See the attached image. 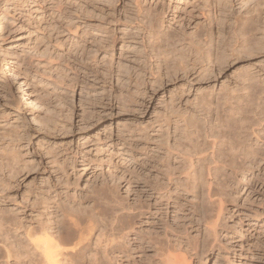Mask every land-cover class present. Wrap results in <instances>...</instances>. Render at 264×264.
<instances>
[{
    "label": "rangeland",
    "instance_id": "rangeland-1",
    "mask_svg": "<svg viewBox=\"0 0 264 264\" xmlns=\"http://www.w3.org/2000/svg\"><path fill=\"white\" fill-rule=\"evenodd\" d=\"M43 1L49 2V0H0V25H1L0 26V60H1L0 68L2 69V70L0 69V78H1L0 79L1 80L0 81V85H1V88H0V136H1V131L5 132L4 129H6L8 133H10V131L8 130H11V133L15 131L18 132V133L15 132V135H13L15 138H13L11 134H8L7 132L4 133L6 134V136L8 135V137L10 136L13 139H10V137L7 138L6 136L4 137L3 136L4 134L2 133L3 135L0 137V140H2V138L4 137L7 141L3 138L2 143L0 141V148H2L3 145L4 146L9 145V143L10 145H12V147H15V146L18 147V148L16 147L15 148L18 152L17 154L19 155V158L21 159V162L19 161L20 162L19 170L23 171V173L21 172L22 174L21 173L18 174L19 176L16 175L18 177L16 178L14 177L15 179L14 178L8 179L10 182L7 180L9 184L7 185L6 183L5 187L7 186L8 190L4 187V185L2 188H0V190H4L3 194L0 193L2 194L0 195V210L6 209L4 211L6 213L16 212V213H19V215H21L23 212L22 216H24L26 219L28 218L27 220H29L30 219L29 216L34 217L33 214H31L33 206H34V205L32 206V204H34L33 203L34 200L38 201L39 203V199L42 200V198H45L42 200V202H44L47 199L53 202V199L56 197V199H54L55 201L54 203H59L60 206L59 205L58 206L60 207V209L64 207V209L62 210H65L66 208L70 207L71 205L69 204L70 202H72V204L76 203L73 205L75 207H78L80 210H82V208L84 209L85 205H91L89 206V208L90 210L92 209V211L96 207V204H97V208H95L96 211L95 210L94 211L95 213L98 212V214L95 215L94 211L93 212L88 211L89 209L88 206H86L88 209L86 210L84 209L83 211L84 212L87 211L88 213L85 212V214L89 216H90L89 214L90 212L93 213L92 215L93 216L95 215L94 216L95 218L98 217L97 220L100 219V221L102 222V220L106 216L105 217L101 216V214L103 215V213L105 212L104 210H106V207L109 205V203H111L113 199L115 201L113 200L114 203L112 202V205L114 204L118 206L120 204L121 208H126V206L128 207L127 202L129 203L130 200H132L130 201V203L133 204V198H130V197L131 195L135 194L134 191H136L137 188L142 189L141 187L143 186V183L141 182L144 181L142 179V177L144 176V172L145 174L147 172L148 175L147 174L146 175L151 177L152 181H149V180L148 181H149V184L152 185L151 183H153L154 177L157 176V168L160 167L161 159L164 156L166 157V151H164V149L162 150L163 146L161 144V142L164 143L165 141L164 138L166 139L169 135L171 138L168 137L167 138L168 140L166 141L167 144L166 143L164 144L168 146V144L170 143L169 146L175 147L176 150H178L177 144H179V141L181 144H183L184 142L187 143V141L183 140L184 139L183 135L185 133V129L183 128L184 118L193 116L197 118V120L199 119L198 121H200L201 123L200 126L204 128L203 129L201 127L203 130H200V131L202 132L201 134L204 136V134L207 131L210 132L211 130L216 129V127H212V126H214L215 124L216 126H219L217 125L218 122H216L217 121L216 113L220 116L221 114L224 115V113H222L221 110L225 108V106L223 105L225 104V102H227L226 99L234 98L232 99L233 100L232 102L235 106H237L238 104H235L236 101L234 102V100H237L238 98L247 97L245 96V94L247 95L248 92L247 90H244L246 86L243 84V81H242L245 75L247 74H254V75L257 74L258 75L259 74L261 79L262 80L264 79V53L263 55H258V56L251 55V57L249 54L248 55L245 54L246 56L241 55L239 56L238 59L233 58L234 60H226V62L228 61L227 65L226 63H224L225 65L223 64L225 67L224 66H220V67L214 66L213 67L209 64H205L202 62H199V63L196 62V64L193 65L192 64V61H194L193 58L188 57L187 55L184 54L183 58L185 59L186 62L188 61V63H190L189 64L190 67L186 73H184L181 70L182 66L179 65L178 58H174V60H172L170 63H168L167 65H162V68L160 67L159 69L157 66L159 64L158 59L153 55L154 54L153 44L150 41L151 40V37L149 36L150 33H147L149 32V30L143 28V25L146 23V19L143 20L141 17H137L138 9L134 5L135 4L134 0H92L93 2L91 0H88L90 1L88 4L89 10L91 9L90 12L93 9L94 10L91 13L86 14L87 16L85 15L83 17L84 20H80V21L78 20V16L75 14L74 10H69L70 12L69 14L71 13L73 14L69 16H71V19H73L74 22L81 25L83 29H85V27L86 29L89 28L86 31L84 30L85 33L87 34L89 33L88 34V36L90 35L89 37H95L96 40L98 41L99 39L101 40L103 39L105 46H109L105 48H100V50L97 53H95L96 52L95 51L92 54V56L88 58V60L90 59L89 61L87 59L82 61L83 59L79 58L80 56H77L78 53H75L77 52V49L76 50L75 48L73 49V47H75L72 44L73 41H69L70 39H68V36H66L67 34L63 35L62 30H58L59 27H61V24L58 23L59 21L56 15H54V18H53L52 16L53 11L51 9L52 8L51 4L50 3L47 4L48 7H46L47 5L44 4ZM56 1L57 2L61 1V3L64 4V6H68L67 3L69 4L71 2L73 3V4L71 3L72 7H75L78 4L76 0H70V2L68 0H56ZM206 1L207 0L205 1L204 0H144V1L142 0L141 7H143L144 10H150V7H151L152 12H154L153 10L154 8L161 10L162 7L167 6V9H169L170 7L166 16L160 15L159 17V19L162 22L160 23V26L161 25L163 26V27L162 26L160 27V31L164 33L169 32L171 34L175 33L176 35H182L180 37L184 38V40H187L185 41V45H187L188 44L187 42H190V40H192V37L196 32L201 31L203 29L205 30L209 29L208 22H206L204 18L200 17L203 11L205 12L207 11V9L202 8L203 7L202 5L209 3L208 2L209 0L207 2ZM210 1H211L210 4L212 6L211 15L213 16L214 14H216V10L214 9V7L216 5L215 2L217 0H210ZM40 3L41 5H38ZM90 3H92V6ZM234 3L238 4V1L235 0ZM36 7H37V11L35 10ZM42 7L44 8V10ZM69 7H71L70 4H69ZM186 12H193L196 14L197 17H199V19L195 23H193L191 27L179 26L176 24L175 20H172L174 14H176L177 16V15H182L183 13H186ZM92 14H93V17L91 16ZM88 16L89 18L90 17L92 18L89 19L87 18ZM53 19H56L55 20L56 22ZM2 23L6 26H3ZM54 24L58 25L57 28H55ZM212 30L213 31L210 30L211 31L210 34L212 33L214 35L213 40L217 39L213 43L214 44L213 49L211 48L212 52L213 51L215 52L214 50L215 44L218 41V38H216L217 30H215L214 28ZM58 31L60 32V34ZM54 34H57L60 36H57L58 38H55L56 36ZM53 36H55L54 37L55 39L53 38ZM59 37L61 40L59 39ZM58 40H60L61 42L64 41L65 43L63 42L59 44L60 46L59 45L56 46L58 42L60 43V41ZM110 44H112L113 46ZM8 54L9 55L13 54V55L9 56ZM16 55L17 56L20 55L21 57L20 59L22 60L18 59V57H15ZM93 55H96V56L93 57ZM49 56H50V59H49ZM48 59L50 60V62ZM28 61H30V63L32 62V65L34 62L36 64L34 63L35 64L34 67L31 68V65L28 63ZM51 61L53 64L51 63ZM45 63H47V65H45ZM71 63H73L72 66L70 65L69 67H67V64H71ZM28 64L30 65L29 67L30 69L28 68L29 66ZM119 64L121 65V67ZM14 66L16 68L18 66V68L16 69ZM54 66H55V70H54ZM57 67L59 68V70ZM64 67H66L65 68L66 70L64 69ZM110 67L116 71L115 76L111 74L109 75V73H111L112 71ZM71 68H74V69H72L71 71ZM206 68L207 69L209 68V71L211 73L205 71ZM38 70L40 73H37ZM46 70L48 71L45 74L44 72ZM117 72L119 73V75ZM10 73L12 74L11 76L13 78L9 76ZM63 76L65 77L67 76L66 79ZM112 76L113 78H111ZM53 77H55V79L56 77L57 78L59 77V81L58 79H57L58 82L56 80L52 81L54 80ZM60 77L63 78V80ZM72 78H74V80ZM60 79H61V83H60ZM3 81L7 83V85ZM20 82H22L23 85L26 84L27 90L25 91V93L33 94L32 96L38 93L37 95L39 97H37V95L35 96L37 98H40L42 96L39 100L40 102L43 103L42 107H44L45 109L44 108L43 109L40 108V110L32 109V106L30 105L31 101L28 100V97H24L23 95H21L22 93L19 91L20 89L18 87H20V84H21ZM71 83H72V86H70ZM7 86L9 87L6 88ZM50 92L51 93L54 92V93L51 94ZM9 93L11 95H9ZM48 94H51V95L48 96ZM54 94H57V95H54ZM15 95L17 98L15 97ZM19 95L21 96V98ZM11 96H14V97H11ZM43 96H45L46 98L45 97L43 98ZM262 97L264 98V94ZM47 98H49L50 100ZM240 100L237 101V103H239V106L240 104H243L242 101L240 102ZM259 101L260 100H258L257 102ZM18 102H21V103H18ZM205 102L206 103L208 102L209 104H211L212 112L209 113V115L211 114L210 115L211 117L208 116L207 115L208 113H206L202 108L205 106ZM17 103H18V106H17ZM48 103H50L51 105ZM52 103L55 105L53 106ZM260 103H261L260 106H262V102ZM226 105H230V103H226ZM257 105H258L257 106L258 110H255L256 109V106H255L254 112L252 113L258 114L259 112L261 114L256 115L257 118L252 117L253 115L255 116V114L251 113L249 115L250 119L252 118V120L254 119V121L250 123L251 120H248L247 122L248 124L247 129L249 130L251 129V131L248 130L247 131L248 135L247 133L245 135L247 139H249L248 136L250 135V133H251V136H250L249 141L247 140L248 142L247 141L246 142L249 146L252 145L253 148H258V146L260 145V147L261 148L263 147L262 149H264V139H263L264 137L263 135L264 115L262 114L263 113L262 109L260 110L259 108V103ZM218 106L220 107V109H218ZM216 109H218L219 111ZM49 110L50 111L52 110L51 112L55 111L56 114H54V112L51 113ZM46 111H49L50 113L47 112L46 114ZM44 114L48 116L49 118L48 122H47L48 118ZM42 115H43V121L40 120ZM55 116L59 118L56 119ZM82 116H83V120H82ZM261 116H262V119H261ZM169 117H170L169 123L171 121L173 124H170L168 127V125L164 123V119H168ZM54 119L55 121L56 120L58 121L55 122ZM174 119H176L177 121ZM179 119L181 121H179ZM210 119L211 121H209ZM257 119L258 120L261 119L263 122L258 123L261 120L258 121ZM24 120L25 122H23ZM45 120L48 124L45 122ZM26 122L27 124H25ZM205 122L208 125H205ZM40 123H42L43 125H41ZM174 123H176L177 125H175ZM252 124H255V125L252 126ZM258 124H260L261 126H258ZM12 125L13 126L16 125L17 127L18 126L19 127L18 129L15 126H14L15 128L9 127ZM48 126H50V129ZM61 127L63 128L61 129ZM176 127H179V128H176ZM180 128L181 129L183 128L184 130H181ZM54 129L58 131L56 132L54 131ZM218 129L219 131L221 130L220 128ZM218 129H216L217 134L219 133V131H217ZM50 130L52 132H50ZM213 132L215 136L216 132L215 131ZM161 133H162L163 138L161 137ZM255 133H257V135L260 134V138L262 140H260L259 135L257 136ZM27 134L30 135L29 138ZM19 135L20 137L24 135L22 137L23 139L19 138ZM177 136L180 137L179 141L177 139ZM16 137L21 141V143L20 141H18ZM193 137H195V135ZM205 137L206 136H204V138ZM175 138L178 141V143L177 141H175ZM9 139L10 141H13V140L14 141L10 142ZM209 140H208V143H210V141H213V140H210V141ZM250 140L252 143H249ZM14 142H16V145ZM254 143H257V145ZM24 145L26 148L24 147ZM183 145L186 146L185 143ZM98 147L101 149H99ZM179 148L181 149L183 147H179ZM47 149H48V152L46 151ZM49 149L51 150L50 152H49ZM19 153L24 154L22 155L23 157H20ZM44 154L46 158L43 156ZM55 154L56 156L58 155V158L55 156L56 161L55 159H53ZM51 157H52L53 163H51L50 161ZM99 160H101L102 162L101 161L98 162ZM143 160L147 161V167L145 166L146 168L144 167V165H142ZM175 160L176 158L175 159L174 157L171 158V162L172 161L174 162V163L172 162L173 165L177 164V161ZM27 161L29 162L31 161V162L29 163ZM32 161H34V165L36 166V168H34L35 166L33 165ZM58 163H61V165L59 164L60 166H62V164L63 166H65L66 164L65 166L66 168L64 167L66 169V171L64 170L65 174L63 173L64 171H62L64 169L63 166L61 167L62 168L61 169L60 166L57 165ZM69 164L71 165L69 166ZM31 165L33 167L32 168L33 171L31 169ZM260 165L261 166H259L258 173L256 174H259V178L261 177L262 179L264 177V173H262L261 170H264L263 168L264 161H262ZM22 167L23 168L25 167V170H27L28 168V171H27L28 173L25 172V170ZM19 170L17 172H20ZM67 175L69 177H67ZM137 175L140 177H138ZM56 176H58L60 179L62 178L61 180L64 184H62L61 182V185H60L59 183L61 180L59 179L58 181V177ZM261 179H259V182L261 181ZM65 180H67V182ZM161 180H164V182L166 181L165 178ZM239 180L238 181L240 185L246 182L245 179H242L241 176ZM68 181L71 183H68ZM73 181L77 182L79 186L78 184H76L77 185L76 186L74 183H72ZM44 183L49 184V185H45ZM41 184L43 185V187ZM129 184L131 186H129ZM50 185L52 186V188L48 187ZM45 186L49 189H47ZM36 187H38L39 189ZM145 187L147 188L149 195L153 196L154 192L149 187V185H145ZM244 187L245 186L243 185L242 189H244ZM45 188L50 192L51 190L52 192H54L53 190H55L56 192H58L57 194H61V195H59L58 197V195H56V192H54L55 195L52 194L54 196L46 195L48 191ZM95 188L98 189L97 191H99V192L96 191L98 193L97 195H95L96 193ZM262 188L264 189V185H262L261 183H257L256 187L254 186V189H252L251 191L246 192V190H243L242 194L239 195V197L238 195L237 197L236 195L235 196L233 195L232 197L234 198V201L231 200L233 199L232 197L231 198L228 197L230 199L228 200L231 201L229 202L230 205L224 204L225 206L223 205V208L225 209L226 207L230 211L226 210L223 212L224 214L221 215L222 217H220V220L221 218H223L224 223H222V220H221L219 221V224L220 222L222 226H224L225 224L226 225L229 224L230 228L227 227L228 225L227 226L225 225L222 228L220 227L221 226L220 224L218 228V231H220L219 238L217 237L218 240L211 231L209 232L207 231L208 233L206 232L204 220H199L201 222V225H200L198 224L200 223L197 220L198 218L196 219L197 226L195 227L196 223H194L195 225L193 224L194 225L193 232L192 231L191 233L187 232L190 236L187 235L186 232L184 234L187 235V237H189L192 240L193 237L197 238L199 233H201L200 236L198 237L200 241L197 244L199 245L197 246L196 243L193 244V241L195 240L194 242H196L198 238L197 240L196 239L192 240V245L199 247L198 250L200 252L202 250L203 251L202 253H200L198 250H196V253L193 252L191 255L189 254V256H187L189 257L188 261L190 260L189 262H191V264H200L199 263L200 261L202 264H221L222 262H223L222 264H227L226 262H229V261H225V262L223 261L224 259H226V256H229L228 259H231L233 264H264V190ZM9 189H11V191ZM91 189H94V191ZM101 190L102 191L105 190V191L102 192ZM260 190L262 193L259 192ZM37 191L39 195L37 194ZM43 191L44 193H42ZM87 191H88V195L86 193ZM90 192L91 194L89 195ZM104 192H106L107 194L110 193L109 196L111 197L114 195V197H118V198L115 199L113 197L112 199L111 197L106 195V193L105 195H102L104 194ZM111 192L113 193V195H111L112 194ZM64 193L66 195H64ZM34 194H37V195L35 196ZM69 194H72V195H69ZM92 194L95 197L98 196V198L93 197ZM126 195H127V198H126ZM192 195L193 194L191 193H188V194L182 193L177 198H179L178 201L180 203L182 204L185 203L184 205L188 206L187 204H189L191 200H193V202L195 200L194 195L193 196ZM38 196L39 197L41 196L42 198H39ZM71 197L74 198L75 200L77 198V200L80 202H78L77 200L76 201L74 200L73 202V199ZM99 197L103 199L102 202L104 203V205L100 200H98ZM106 197L110 198L109 201H108V198L106 199ZM249 198H250V201H249ZM80 199L84 200V202L81 201ZM41 200L39 203L40 206L38 204L36 205L39 207V209L42 204ZM60 200L63 203L60 202ZM104 200H107V202H105ZM252 200L255 202V204L252 203ZM27 201L28 202L30 201V202L28 203ZM95 201L97 203H95ZM99 202H101L102 204ZM25 204H26V207H25ZM61 204L65 205L66 208L65 206L61 207ZM112 205L110 204V207L108 206L110 213H112L113 211V210L111 211V209L113 208L116 209L120 207V205L118 207H115L114 205L113 206ZM232 205L234 206V208ZM242 205H245L247 207L242 206ZM92 206H95V207L91 208ZM215 206L217 208L219 207L218 204ZM9 207L10 208L14 207V209L13 208L10 209ZM249 208H253L254 210L258 209L257 211L259 212L256 211V214L260 213L259 215L257 214L260 219L259 221H257V219L253 217V216H256L255 211ZM97 209L99 210L97 211ZM108 209L106 210L105 215L109 213ZM215 209L213 210L217 212L218 209L217 210ZM213 210H210V211H213ZM99 211H100V214H99ZM210 211L208 210L207 214H209ZM125 212L124 211L119 212V214L120 215L122 214L123 216L121 218L122 221H123V218H125L126 221L129 220L127 219L128 217L126 216V214H128L129 212L128 211H125ZM232 212L236 213L237 216ZM210 213L211 214L209 216H211L212 218L208 217V219L209 220L211 219L210 222H212L214 219H216L217 216L214 217V219H213V216H215V214L217 213H214V212H210ZM230 213L232 214V217ZM85 214L84 216H86ZM99 215L103 219L100 218ZM224 215L225 217H223ZM110 217H111V214L110 215L108 214L107 218L104 219L107 221L106 224L107 223L109 224ZM224 219H226V221ZM124 221L122 224L120 223L119 226H123V224L125 225L128 222H131V219L128 222L125 221L126 223H124ZM139 221H140V218L138 219L136 218L135 220H133V222H139ZM170 221L172 222V220L170 219L167 220L166 222L171 223ZM186 224H188V222ZM186 224H184L185 225L184 228L182 226V230L184 231L185 230L187 231V228H189ZM232 225L236 227H233ZM202 227H204V229ZM232 228L234 229L236 228V230H233ZM229 229L231 231H229ZM198 230H200L199 233H198ZM237 230L238 231L240 230L239 231L240 233L237 232ZM205 233L211 236L212 241H215L216 239L217 242L215 241V245H214V242H213V246L210 245L212 244V242L208 237L209 235L207 236L205 235ZM202 234L206 236L205 237L206 240L210 241V243H208L205 240ZM201 237L206 241V243H208L206 244L207 246L209 245L208 247L205 245V243L202 244L201 246V243L203 241ZM228 237L233 238L232 239L233 241L232 242L229 241ZM220 241H221L220 244L222 246L218 243ZM227 241H229V243ZM224 243L226 245H224ZM232 243L234 247L233 252L231 250V245H229ZM218 244L221 247L220 249L217 250L216 248H219ZM223 246H224V250L226 248H229V247L230 248L228 249V251L227 249L224 251L222 248ZM200 254L203 256H201ZM198 260L200 261L198 262ZM0 264H3V263L0 262Z\"/></svg>",
    "mask_w": 264,
    "mask_h": 264
},
{
    "label": "bare ground",
    "instance_id": "bare-ground-1",
    "mask_svg": "<svg viewBox=\"0 0 264 264\" xmlns=\"http://www.w3.org/2000/svg\"><path fill=\"white\" fill-rule=\"evenodd\" d=\"M68 1L70 2V0H68ZM76 1L78 2V4L76 6L74 4L75 7H72V5H71L72 2L69 3L71 7H69L68 3H67L68 6H64V4L61 3V1L57 2L56 0H49V2L43 1V3L46 5L49 3L51 4V6H52L51 9L53 11L52 16L54 18V15H56L58 18V21H59L58 23L61 24V27H59L58 30H62L63 35L67 34L66 36H68V39H70L69 41H73L72 44L75 46V47H73V49L74 48H75V50L77 49V52H75V50H74V52L78 53L77 56H80L79 58H82L83 59L82 61H84L85 59L88 60V58L90 56H92V54L95 51H96L95 53H97L100 50V48H105V47H109V46H105L103 39L102 40L99 39V41H98V40H96L95 37H89L90 36V35L88 36L89 33L88 34L85 33V31L89 28L86 29V27H85V29H83L81 25H79L78 23L74 22L73 19H71V16H69V15H71L72 13L69 14L70 13L69 10H74L75 14L78 16L79 21L84 20L83 17L86 14H89L94 10L93 9L90 12L91 9L89 10V6H88L90 1H88V0H76ZM134 1H135L134 5L138 9L137 17H141L143 20L146 19V23L143 25V28L149 30V32H147V33H150V35L149 34L148 35L151 37L150 41L153 44V53H154L153 55L158 59L159 64L157 66L159 69H160V67L162 68V65H167L168 63H170L172 60H174V58H178L179 65L182 66L181 70L184 73H186L190 67L189 66L190 63H188V61L187 62L185 61V59L183 58L184 54L187 55L188 57L193 58L194 61L191 60L193 65L196 64V62L197 63L202 62L205 64H209L213 67L214 66L220 67V66H224L225 65L224 63H226V65H227L228 61L226 62V60H234L235 58L238 59L239 56H241V55L244 56L245 54H247V55L249 54L251 57V55L258 56V55H263V53H264V0H237L238 4L234 3L235 0L234 1L233 0H217L215 2L216 5L214 7V9L216 10V14H214L213 16L211 15L212 14V9H211L212 6L210 4L211 1L207 0L209 3L202 5L203 6L202 8L207 9V11H206L207 13L205 11H203L201 13V16L200 15L199 16L204 18L205 21L208 22L209 29H206V30L203 29L204 31L201 30L202 32L198 31L194 35L192 34L193 35L192 40H190V42H187L188 43L187 45H185V41H187V40H184V38L180 37L182 35H176L175 33L171 34L169 32L164 33V32L160 31V27L162 26V25L160 26V23H162V22L159 19V17H160V15L166 16L168 10L170 9L169 6H168L169 9H167V6H165V7H162L161 10L155 9L153 7L154 12H152L151 7H150V10H144L143 7H141L142 0H134ZM90 4L92 6V3H90ZM38 5H41V3ZM46 7H48V5ZM35 10L37 11V7L35 8ZM43 10H44V8H43ZM89 16L87 18H89ZM91 16L93 17V14ZM92 17H90V18H92ZM198 19H199V17H197L195 13L186 12V13H183L182 15H177V16H176V14H174L172 20H175L176 24L179 26L191 27L193 25V23H195ZM53 20L55 21L56 19H53ZM3 26H6V25L3 24ZM51 26H52V24H51ZM57 26L58 25H55V28H57ZM213 28L215 30H217V34H216L217 37L216 38H218V41L216 42L215 48H214L215 52L214 51L212 52V50H211V48L213 49V47H214V44H213L214 41L217 40V39L213 40L214 35L212 33L210 34V32L213 31L212 30ZM55 32H56V30H55ZM215 33H216V31H215ZM59 34H60V32H59ZM54 35L56 37L53 36V38L54 37L58 38L57 36H60L57 34H54ZM59 39H60V37H59ZM60 40H58V41H60ZM63 42H61V41H60V43L58 42V44H56V46H58L59 44H61ZM110 45H112V44H110ZM110 48H112V47H110ZM12 55L13 54H11L9 56H12ZM6 56H7V54H6ZM50 56H49V59H50ZM95 56L96 55H93V57H95ZM15 57H18V59L21 58L20 55L19 56L16 55ZM20 60H22V59H20ZM24 60H26V59H24ZM30 61H28V63L31 65V68H32V67H34V65L36 63L34 62L35 64L33 63V65H32V62L30 63ZM77 61H78V59H77ZM0 62H1V60H0ZM49 62H50V60H49ZM79 62H81V61H79ZM51 63H52V61H51ZM66 63H68V62H66ZM82 63H84V62H82ZM72 64L73 63L67 64V67H69L70 65L72 66ZM30 65L28 66V68L30 67ZM45 65H47V63H45ZM45 65H43V66H45ZM49 65H51V64H49ZM4 66H6V65H4ZM26 66H27V64H26ZM55 66H57V65H55ZM55 66H54V70H55ZM38 67H40V66H38ZM120 67H121V65H120ZM17 68H18V66H17ZM65 68L66 67H64V69ZM204 68H205V66H204ZM72 69H74V68H71V71H72ZM58 70H59V68H58ZM61 70H63V69H61ZM36 71H37V69H36ZM47 71L48 70H46L45 72L44 71H42V72H44L46 74ZM205 71L211 73L209 71V68L208 69L206 68ZM68 72H69V70H68ZM115 72L116 71L112 69V71H111V73H109V75L111 74V75L115 76ZM37 73H40L39 70ZM77 73H79V72H77ZM11 75L12 74L10 73L9 76H11ZM118 75H119V73H118ZM7 76H8V74H7ZM49 76H47V77H49ZM52 76H54V75H52ZM113 76L111 78H113ZM116 76H117V74H116ZM63 77H65V76H63ZM66 77H65V79H66ZM11 78H13V77L11 76ZM53 78H54V80H52V81H55V80L57 81V79L59 81V77L58 78L56 77V79H55V77H53ZM53 78H51V79H53ZM61 79L63 80V78H61ZM61 79H60V83H61ZM72 79L74 80V78H72ZM10 81H11V79H10ZM242 81H243V84L246 86V87L244 86L245 87L244 90H247V92H248V93L246 92L247 95L245 94V96H247V97L238 98L237 100H234V102L236 101L235 104H238L237 106H235L232 102L233 101L232 99H234V98L226 99L227 102H225V104L223 105V106H225V108L221 110L222 113H224V115L221 114V116H220L216 113L217 121H216V119H215V121L218 122L217 125H219V126H216V124L214 126H212V127H216V129H218V128L221 129L220 131H219V129L217 130V131H219L218 134L216 132V129L214 128L215 130H211L210 132L207 131L204 134V136H206L204 138V136L201 134L202 132L200 131V130H203L204 128L202 126H200L201 123H200V121H198L199 119L197 120V118L192 116V117H188V118L183 117L184 121L182 120L184 122L183 123L184 127L183 126L182 127L185 129V133L182 131L184 133V135H183L184 139L183 140L187 141V143L184 142L186 144V146L183 145L184 144L183 142H182L183 144L180 143V141H179L180 137L177 136L179 144H177L178 141L175 138V141H177L176 144H177V149H178V150H176L175 147L169 146L170 143L168 144V146L166 145L167 144L166 141L168 140L167 138L170 136L168 135V137L166 139L164 138V140H165L164 143H166V144H164L163 142H161V144L163 146L162 150L164 149V151H166V157L164 156L165 158L163 157L164 159L163 158L161 159L160 167L157 168V176L154 177L153 183H151L152 185L149 184V181H152L151 177L147 176L148 175L147 172H146L147 175L144 172V176L142 177V179L144 181L141 182V183H143V186L141 187L142 189L137 188L136 191H134L135 194L133 193L134 195H131V197H130V198H133V204L130 203V201H132V200H130L129 203L127 202L128 207L126 206V208H121V205L119 203H117V204H119L120 207H118L119 205L116 206L113 204L115 207H118V208H116V209L113 207H112L113 209L110 208L111 211L113 210L112 213H110V210L108 208L110 207V204L112 205V202L114 200L113 199L114 195L112 192H111L112 193L111 195H113L112 197L109 196L110 193L107 194L106 192H104V194H102V195H105V193H106V195H108L109 197H111L113 199L111 201V203H109V205H108L109 207L108 206L106 207V210L107 209L109 210V213H108V211H107V213L109 215L111 214L109 224L108 223L106 224L107 221L104 220L105 218H107V215H108V214L105 215L106 210H104L105 211L104 213L102 212L103 215L101 214V216H104V217L106 216L104 219L99 215V217L103 219V220L101 219L102 222L100 221V219L97 220L98 217H96V218L94 217L96 214H98V212L95 213V211H96L95 208H97V204H96V207L95 206L91 207V208L95 207L93 209V211L95 210L94 211L95 215L93 216L92 215L93 213L90 212L89 213L90 216H89V215L85 214V212H87V211L84 212L83 210L88 209L89 206H91V205H85V207L88 206V208L84 207V209L82 208V210H80L78 207H75L73 205L76 203L72 204V202H70L69 204H71V205L68 208H66L65 205L61 204V207L65 206V208L67 209V210L66 209L62 210V209H64V207H62V209H60L59 203H54L55 202L54 199H56V197L53 199V202L49 199L42 202V200L45 198L38 196L39 198H42V200L39 199V203H40V200L42 203L41 207L39 209V207L36 206L37 204L39 205L38 201L34 200L35 201V202L33 201L34 204L31 203L32 206L34 205L32 212H31V214H33L34 217L29 216V218H30L29 220H27L28 218L26 219L24 216H22L23 212L21 215H19V213H16V212L10 213L7 211L8 213H6V212H4L6 209L3 210L1 208L3 211L0 210V213H1L0 214L1 215L0 216V262H2L3 264H191V262H189L190 260L188 261L189 257H187V256H189V254L191 255L193 252L196 253V250L199 249V247H197L199 244H197V243H199V241H200L198 237L200 236L201 233H199L200 230H198V233H199V235L197 236L198 240H197V238L191 236V237H193L192 240L196 239L198 241V242L197 241L194 242L195 240L193 241V244L196 243V245H197V246H195V245H192V240L189 237H187V235H189L187 232H189V233H191V231L193 232L194 225H195L194 223H196V219L198 218L197 219L198 221L204 220L206 232L211 231L216 238L217 237L219 238V232L220 231H218V228H219V225L221 224V222L219 224V221L222 220V223H224L223 218H221V220H220V217H222L221 215L224 214L223 213L224 211L228 210L226 207L224 209L223 205L224 204L230 205L229 202H231V201H229L230 200L229 198H231L233 195L234 196L236 195V197L238 195V197H239V195L242 194L243 190H246V192L251 191L252 189H254V186L256 187L257 183H261L262 185H264V180H262V179H264V177L261 179V177L259 178V174H256V173H258L259 166H261L260 165L261 162L264 161V149H262L263 147L261 148L260 145L258 146V148H253L252 145L249 146L247 144V142L250 139L251 133L249 132L250 133V135L248 136L249 139H247V137L245 135L247 133V131L249 130V129H247L248 128L247 127L248 120H251L250 123H252V121H254V119L253 120H252V118L250 119L249 115L252 112H254L255 106H256L255 110H258V108H257L258 103H259V108H260V110L262 109V112H263L262 114L264 115V98L262 97L264 94V79L262 80L259 74L258 75L257 74L256 75L247 74L243 77ZM20 83H21L20 87H18L20 89L19 91L22 93L21 95H23L24 97H28V100L31 101L30 105L32 106V109H34V110H40V108L43 109L44 108V107H42L43 103L40 102V100H39L42 96L40 98H37V97H39L37 95L38 93L36 94L37 97H35L36 96L35 94H34V96H32L33 94L25 93V91L27 90L26 84L23 85L22 82H20ZM5 84L7 85V83H5ZM55 84H56V82H55ZM70 86H72V83ZM8 87L9 86H7L6 88H8ZM0 88H1V85H0ZM30 91H32V90H30ZM242 91H243V89H242ZM47 93H49V92H47ZM53 93H51V94H53ZM244 93H245V91H244ZM51 94H48V96ZM9 95H11V94L9 93ZM12 95H14V94H12ZM54 95H57V94H54ZM242 96H244V95H242ZM11 97H14V96H11ZM15 97H16V95H15ZM44 97L45 96H43V98ZM46 97H47V95H46ZM20 98H21V96H20ZM49 98H47V99H49ZM239 100H240V102L242 101V103H243V104H240V106H239V103H237V101H239ZM258 100H260V101L257 102ZM12 101H13V99H12ZM21 102H18V103H21ZM46 102H48V101H46ZM260 102H262V106H260V104H261ZM18 103H17V106H18ZM50 103H48V104H50ZM226 103H230V105H226ZM52 105L54 106L55 104L52 103ZM241 105H243V106H241ZM15 106H16V104H15ZM202 108L206 113H208L207 114L208 116L211 115V114L209 115V113L212 112L211 111L212 110L211 104H209L208 102L207 103L205 102V106ZM29 109H31V108H29ZM82 109H83V107H82ZM218 109H220L219 106H218ZM218 109H216V110H218ZM49 111H46V114H47V112L48 113L51 112V111L50 112ZM53 112H54V114H56L55 111H53ZM53 112H51V113H53ZM69 113H70V111H69ZM46 114H44V115H46ZM54 114H53V116H54ZM252 114H255V116L253 115L252 117H256V115L261 114V113L258 112V114H256V113H252ZM262 116H261V119H262ZM68 117H70V116H68ZM163 117H164V115H163ZM47 118H48V116H47ZM58 118L56 117V119H58ZM256 118H255V120H256ZM39 119H40V117H39ZM169 119H170V117L168 119H164V123H166L168 125V127L170 124H173L171 121L169 123ZM211 119L209 121H211ZM261 119H259V120H261ZM40 120L43 121V115H42ZM48 120H49V118L47 119V122H48ZM50 120H51V118H50ZM82 120H83V116H82ZM174 120H176V119H174ZM42 121H40V122H42ZM54 121H55V119H54ZM57 121L58 120H56L55 122H57ZM179 121H181V120L179 119ZM23 122H25V120ZM45 122H46V120H45ZM262 122L263 121L261 120L258 123H262ZM25 124H27V122ZM40 124L43 125L42 123H40ZM174 124L177 125L178 122H177V124L176 123H174ZM17 125H19V124H17ZM205 125H208V124L205 122ZM254 125L255 124H252V126H254ZM14 126L17 127L16 125H14ZM14 126L12 125L9 127L15 128ZM210 126H211V124H210ZM258 126H261V125L258 124ZM18 127H17V129H18ZM48 127L50 129V126H48ZM256 127H257V125H256ZM26 128H27V126H26ZM62 128L63 127H61V129ZM176 128H179V127H176ZM183 128L182 129L180 128V129L184 130ZM8 129H10V128H8ZM55 129H54V131H56ZM253 129H254V127H253ZM4 130H5V132L1 131V136L7 132L6 129H4ZM43 130H44V128H43ZM63 130H65V129H63ZM166 130H167V128H166ZM8 131H10V133H8V132L7 133L11 134V136L13 138H15L13 136V135H15V132L18 133L17 131H15V132H12V133H14V134H12L11 130H8ZM213 131H215L216 135H218V136H216V135L214 136ZM249 131H251V129ZM50 132H52V131L50 130ZM252 133H254V132H252ZM173 134H175V133H173ZM255 134L257 135V133H255ZM194 135H195V137H193ZM247 135H248V133H247ZM258 135H259V139L262 140L260 138V134H258ZM263 135H264V133H263ZM3 136L5 137L6 134H4ZM27 136L29 138L30 135L27 134ZM6 137L9 138L10 136L8 137V135H7ZM12 137H10V139H13ZM22 137H20V135H19V138L23 139ZM161 137H162V133H161ZM209 137L210 138L213 137V138L210 139ZM3 138H2V140H0L1 143L3 141ZM26 138H25V140H26ZM10 139H9V141H10ZM209 139L213 140V141H210ZM257 139H258V137H257ZM263 139H264V137H263ZM208 140L210 141V143H208ZM13 141H10V142H13ZM18 141H20V140L18 139ZM14 143L16 145V142H14ZM20 143H21V141H20ZM249 143H252L251 140ZM11 144H13V143H11ZM254 144L257 145V143H254ZM15 147H12V145H10V143H9V145H6V146L3 145V147L0 148V188H2L3 185L5 187L6 183H7V185L9 184L7 182L8 179H12L14 177L16 178L19 176L18 175L19 173H21V172L23 173L22 170L21 171L19 170V163L21 162V159L19 158V155L17 154L18 152H17L16 148H18V147H16V148ZM24 147H25V145H24ZM179 147H183V148L180 149ZM99 149H101V148H99ZM46 151L48 152V149ZM50 151L51 150L49 149V152ZM25 153H26V151H25ZM48 154H50V153H48ZM22 155H24V154H20V157H23ZM43 156L45 157V154ZM55 156H56V154L54 155L53 159H55ZM56 157L58 158V155ZM172 157H174V159L176 158L175 161H177V164H175V165L172 164V162H173V161L171 162ZM50 159H51L50 160L51 163H53L52 157ZM26 160H25V162H26ZM46 161H47V159H46ZM55 161H56V159H55ZM100 161L101 160H99L98 162H100ZM25 162H24V164H25ZM27 162H29V161H27ZM32 162L34 165V161H32ZM57 162H59V161H57ZM47 163H48V161H47ZM59 164L61 165V163H58L57 165H59ZM26 165H27V163H26ZM45 165H43V166H45ZM53 165H55V164H53ZM70 165L71 164H69V166ZM142 165H144V167L145 166L147 167V161L143 160ZM62 166H63V164H62ZM62 166H60V168ZM65 166H66V164H65ZM65 166H63V168ZM27 167H28V165H27ZM32 168L33 167L31 165V169ZM34 168H36V166ZM65 168L62 171H64V170L66 171ZM71 168H72V166H71ZM263 168H264V166H263ZM23 169L25 170V167ZM18 170L20 172H17ZM27 171H28V168H27V170H25V172H27ZM32 171H33V169H32ZM65 171L63 172L64 174H65ZM261 171H262V173H264V170H261ZM135 173H137V172H135ZM16 175H18V176H16ZM68 175H67V177H69ZM58 176H56V177H58ZM64 176H66V175H64ZM240 176L242 177V179H245V181H246L245 182L243 180L245 183H242V185L239 184V181H241V180H239ZM138 177H140V176H138ZM163 178H165V180H166L165 182H164V180H161ZM59 179L60 178L58 177V181H59ZM76 179H78V178H76ZM259 179H261L260 182H259ZM65 181L67 182V180H65ZM161 181H163V182H161ZM61 182H62V180L59 183L60 185H61ZM68 183H71V182L68 181ZM72 183H74L75 185L78 184L77 182H74V181ZM62 184H64V183L62 182ZM86 184H85V186H86ZM130 184H129V186H131ZM45 185H49V184H45ZM145 185H149V187L153 190V192H154L153 196L149 195V192L147 191V188L145 187ZM243 185L245 186L244 189H242ZM11 186H12V184H11ZM78 186H79V184H78ZM87 186H89V185H87ZM42 187H43V185H42ZM48 187L52 188L51 185ZM68 187H69V185H68ZM5 188L8 190L7 186ZM36 188H38V187H36ZM91 188H93V187H91ZM47 189H49V188H47ZM9 190L11 191V189H9ZM42 190H44V189H42ZM46 190H44V191H46ZM91 190L94 191V189H91ZM97 190L98 189H96L95 192ZM44 191L42 193H44ZM53 191L56 192L55 190H53ZM103 191H105V190H103ZM3 192H4V190H0V193L3 194ZM54 192H52V190H51V192L48 191L46 193V195L54 196L55 195ZM97 192H99V191H97ZM97 192L95 193V195L98 194ZM259 192L262 193L261 190ZM57 193L58 192H56V195H58V197H59V195H61V194H57ZM86 193L88 195V191ZM182 193L193 194L194 198H195L194 202H193V200H191L192 202L191 201H190V203L188 202L189 204L186 203L188 206L184 205L185 203L183 201L182 202L184 204L180 203L178 201L179 198H177V197L180 196ZM2 194H0V195H2ZM37 194H38V191H37ZM37 194H34V195L36 196ZM52 194H54V195H52ZM90 194H91V192L89 193V195ZM64 195H66V194L64 193ZM69 195H72V194H69ZM246 196H248V195H246ZM93 197H95V196L93 195ZM95 198H98V196H96ZM100 198L101 197H99L98 200H100L102 202L103 199L101 198L102 199L101 200ZM107 198L108 197H106V199ZM114 198L116 199L118 197H114ZM126 198H127V195H126ZM72 199L74 202L75 199L74 198H72ZM78 199H79V197H78ZM109 199L110 198H108V201H109ZM190 199H191V197H190ZM76 200H77V198H76ZM94 200H96V199H94ZM185 200H187V199H185ZM231 200L234 201V198ZM247 200H248V198H247ZM81 201L84 202V200H81ZM104 201L107 202V200H104ZM187 201H189V200H187ZM249 201H250V198H249ZM56 202H58V201H56ZM60 202H62V201L60 200ZM78 202H80V201H78ZM93 202H92V204H93ZM101 202H99V203H101ZM95 203H97V202L95 201ZM121 203H123V202H121ZM245 203H246V201H245ZM252 203L255 204V202L253 200H252ZM115 204H116V202H115ZM217 204L219 205L218 208L215 206ZM103 205H104V203H103ZM29 206H31V205H29ZM242 206H245V205H242ZM25 207H26V204H25ZM245 207H247V206H245ZM11 208L14 209V207H11ZM30 208H32V207H30ZM215 208H217L218 210ZM233 208H234V206H233ZM213 209L217 210V212L214 211ZM249 209H253V208H249ZM98 210L99 209H97V211ZM208 210L209 211L213 210L210 212L217 213V214H215V216H213V219H214V217H216V216L217 217L212 222H210L211 219L210 220L208 219V217L209 218L211 217V216H209L211 214L210 212H209V214H207ZM257 210L258 209L254 210L255 214H256ZM88 211H92V209L90 210V208H89ZM122 211H124V212L128 211L129 212L128 214H126V216L128 218L126 216L125 217L129 220L131 219V222H128L129 220L126 221V219L123 218V221L125 220L128 223L125 225L123 224V226H119L120 223L121 224L123 223V221L121 219L123 216H122V214L121 215L119 214V212H122ZM228 211H230V210H228ZM257 212H259V211H257ZM125 213H127V212H125ZM232 213H234V212H232ZM84 214L86 216H84ZM99 214H100V211H99ZM234 214L237 216L236 213H234ZM257 214L259 215L260 213H257ZM257 214H256V216H253V217H255V219H257V221H259L260 219H259ZM245 215H247V214H245ZM247 216H249V215H247ZM223 217H225V215ZM231 217H232V214H231ZM136 218L137 219L140 218V221L139 222H133V220H135ZM169 219L172 220V222L170 221L171 223L166 222ZM207 220H208V222H207ZM224 220L226 221V219H224ZM233 220H235V219H233ZM125 221H124V223H126ZM185 221H187L188 224H186L187 222H185ZM184 224H186L189 227V228H187V231L182 230V226H183V228L185 227ZM198 224L201 225V222ZM227 225L226 226L228 228H230L229 224H227ZM196 226H197V223H196L195 227ZM224 226H222V224H221L220 227L223 228ZM232 226L236 227L234 225H232ZM145 227H147V228H145ZM239 227H241V226H239ZM202 228L204 229V227H202ZM232 229L236 230V228L235 229L232 228ZM226 230H227V228H226ZM229 231H231V230L229 229ZM239 231L237 230V232H239ZM185 232L187 233V235L184 234ZM224 234H225V232H224ZM205 235H207V234L205 233ZM228 235H230V234H228ZM240 236H241V234H240ZM205 237L206 236H204V238ZM208 237L211 240V236L209 235ZM218 238H217V240H218ZM232 239L233 238L230 237L229 241L232 242L233 241ZM205 240H206V238H205ZM205 240L203 239V241H205ZM203 241L201 243V246L204 243H205V245L210 243V241H207V240L206 241L208 243H206V241L205 242H203ZM215 241H216V239H215ZM215 241L211 240L212 244H210V245L213 246V242L215 245ZM229 241H227V242L229 243ZM218 243L220 244L221 241ZM219 244H218L219 248H216L217 250L220 249V247L222 246L221 244H220L221 246ZM205 245H204V247H205ZM224 245H226V244L224 243ZM229 245H231V250L233 252L234 251L233 243L229 244ZM194 246H195V248H194ZM204 247H203V249H204ZM222 248L224 250V246ZM229 248H226L227 251ZM202 251L201 252L199 251V252L202 253ZM204 253H205V251H204ZM216 253H217V251H216ZM201 256H203V255H201ZM201 256H200V258H201ZM222 257H223V255H222ZM228 257L229 256H226V259H228ZM222 259H224V258H222ZM226 259H224L223 261L224 262L229 261L230 263L229 262H226V263L227 264L228 263L233 264L231 259H228V260H226ZM199 261L200 260H198V262ZM202 262H203V260H202ZM199 263L202 264L201 261Z\"/></svg>",
    "mask_w": 264,
    "mask_h": 264
}]
</instances>
